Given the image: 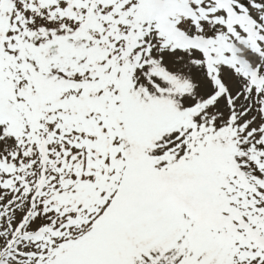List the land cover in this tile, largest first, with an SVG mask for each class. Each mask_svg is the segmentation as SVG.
Here are the masks:
<instances>
[{"label":"snow or ice","instance_id":"obj_1","mask_svg":"<svg viewBox=\"0 0 264 264\" xmlns=\"http://www.w3.org/2000/svg\"><path fill=\"white\" fill-rule=\"evenodd\" d=\"M0 264H264V0H0Z\"/></svg>","mask_w":264,"mask_h":264}]
</instances>
